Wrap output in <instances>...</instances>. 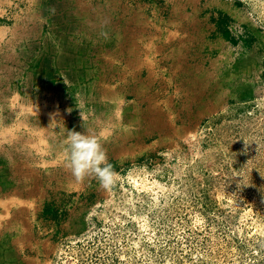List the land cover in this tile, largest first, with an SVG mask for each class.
<instances>
[{
	"label": "rangeland",
	"instance_id": "rangeland-1",
	"mask_svg": "<svg viewBox=\"0 0 264 264\" xmlns=\"http://www.w3.org/2000/svg\"><path fill=\"white\" fill-rule=\"evenodd\" d=\"M84 123L110 190L64 167ZM0 247L264 264V0H0Z\"/></svg>",
	"mask_w": 264,
	"mask_h": 264
},
{
	"label": "clouds",
	"instance_id": "clouds-1",
	"mask_svg": "<svg viewBox=\"0 0 264 264\" xmlns=\"http://www.w3.org/2000/svg\"><path fill=\"white\" fill-rule=\"evenodd\" d=\"M52 126L51 122L48 127ZM83 126L85 131L62 129L65 134L62 144L66 151L64 167L70 171L76 181H82L85 177L93 176L98 180L101 188L110 190L117 184L119 175L109 161L108 155L96 134L89 130L85 123ZM42 147L41 144L29 146L30 151L37 156L43 155Z\"/></svg>",
	"mask_w": 264,
	"mask_h": 264
},
{
	"label": "trees",
	"instance_id": "trees-1",
	"mask_svg": "<svg viewBox=\"0 0 264 264\" xmlns=\"http://www.w3.org/2000/svg\"><path fill=\"white\" fill-rule=\"evenodd\" d=\"M5 255H6L5 248L0 247V257H1V258H2V257H5ZM6 263H7V262H6Z\"/></svg>",
	"mask_w": 264,
	"mask_h": 264
}]
</instances>
